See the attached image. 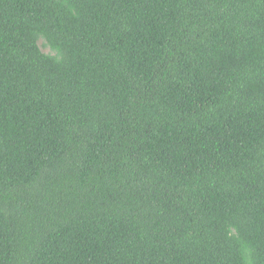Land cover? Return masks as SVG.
Instances as JSON below:
<instances>
[{
    "label": "trees",
    "instance_id": "trees-1",
    "mask_svg": "<svg viewBox=\"0 0 264 264\" xmlns=\"http://www.w3.org/2000/svg\"><path fill=\"white\" fill-rule=\"evenodd\" d=\"M0 264H264V0H0Z\"/></svg>",
    "mask_w": 264,
    "mask_h": 264
},
{
    "label": "rangeland",
    "instance_id": "rangeland-1",
    "mask_svg": "<svg viewBox=\"0 0 264 264\" xmlns=\"http://www.w3.org/2000/svg\"><path fill=\"white\" fill-rule=\"evenodd\" d=\"M46 52V51H45Z\"/></svg>",
    "mask_w": 264,
    "mask_h": 264
}]
</instances>
